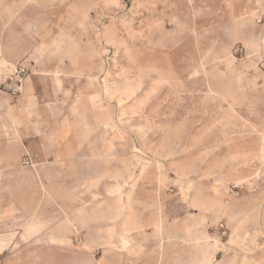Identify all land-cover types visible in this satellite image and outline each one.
Instances as JSON below:
<instances>
[{
	"label": "crops",
	"instance_id": "obj_1",
	"mask_svg": "<svg viewBox=\"0 0 264 264\" xmlns=\"http://www.w3.org/2000/svg\"><path fill=\"white\" fill-rule=\"evenodd\" d=\"M31 4L0 0V263L264 264L240 246L254 234L241 217L256 211L237 207L213 148L114 153L94 95L66 93L57 39L21 16ZM19 65L30 73L13 97L3 84Z\"/></svg>",
	"mask_w": 264,
	"mask_h": 264
},
{
	"label": "rangeland",
	"instance_id": "obj_2",
	"mask_svg": "<svg viewBox=\"0 0 264 264\" xmlns=\"http://www.w3.org/2000/svg\"><path fill=\"white\" fill-rule=\"evenodd\" d=\"M16 1L32 2L21 16L41 41L57 39L66 93L94 95L114 153L213 148L237 207L256 211L241 217L254 234L240 246L264 257V0Z\"/></svg>",
	"mask_w": 264,
	"mask_h": 264
},
{
	"label": "built area",
	"instance_id": "obj_3",
	"mask_svg": "<svg viewBox=\"0 0 264 264\" xmlns=\"http://www.w3.org/2000/svg\"><path fill=\"white\" fill-rule=\"evenodd\" d=\"M30 71L25 66L19 65L14 71L7 77L3 84L4 89L9 92L13 97L20 95L23 83ZM220 228H223V224H220ZM223 234L226 233L225 229H221Z\"/></svg>",
	"mask_w": 264,
	"mask_h": 264
}]
</instances>
